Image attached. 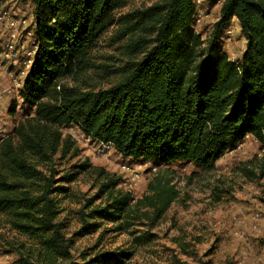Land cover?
Wrapping results in <instances>:
<instances>
[{"label": "trees", "instance_id": "trees-1", "mask_svg": "<svg viewBox=\"0 0 264 264\" xmlns=\"http://www.w3.org/2000/svg\"><path fill=\"white\" fill-rule=\"evenodd\" d=\"M126 1L32 0L37 50L19 91L32 115L0 144V215L47 261L67 258L72 241L57 222L70 190L53 187L52 177L40 171L70 150L61 127L74 125L94 141L111 143L117 154L155 167L191 164L208 172L247 136L264 147V0H215L221 1L219 18L204 49L192 28L194 0H166L147 10L154 18L153 47L117 83L98 91L58 85L85 66ZM232 18L245 41L237 62L218 44L221 27ZM73 169L66 184L88 167ZM117 184L106 176L101 189L108 204L76 212L80 227L73 237L119 233V227L104 226L135 213L155 224L178 196L170 181L155 178L131 205L129 194L114 191ZM133 240L147 245L152 235ZM132 257L130 250L96 252L83 264H127ZM17 264L37 263L20 257Z\"/></svg>", "mask_w": 264, "mask_h": 264}, {"label": "rangeland", "instance_id": "rangeland-1", "mask_svg": "<svg viewBox=\"0 0 264 264\" xmlns=\"http://www.w3.org/2000/svg\"><path fill=\"white\" fill-rule=\"evenodd\" d=\"M165 1L127 0L113 12L110 26L89 51L85 66L60 80L58 85L78 91H98L117 83L127 68L153 47L154 18L147 15V10ZM194 4L192 28L201 39L200 48L204 49L219 18L221 1L194 0ZM15 9L19 15L30 17L32 0H20ZM242 40L237 38L234 48L238 60ZM20 44L24 49L25 43ZM18 54L22 57L20 52ZM13 67L6 61L0 62V88L9 84L11 73L19 77L20 70ZM60 87L56 90L60 91ZM0 110V132L5 136H11L13 128L32 115V111L23 106L21 97L14 93L5 97ZM59 132L62 139L69 138L70 150L63 156L56 155L53 164L42 166L40 171L52 177L53 187L70 190V198L61 202L60 209L64 212L57 221L63 224L64 239L72 240L68 257L47 261L35 243L18 234L9 218L0 215V264H17L20 257L37 264H83L96 252L115 250L132 251L133 257L127 264H175L177 261L183 264H264V147L254 139L245 137L207 172L191 164L155 167L125 158L115 151L100 155L96 153L97 143L86 141L78 127H61ZM81 164H86L88 169L82 171L76 181L66 184L64 177ZM98 171L104 176L100 177ZM134 175L138 181L129 186L128 178ZM106 176L117 181L114 191L129 194L131 205L146 194L148 183L155 178L170 181L178 196L155 224L151 225L141 213H135L128 221L104 226L107 231L119 227L122 229L119 233L73 237L80 227L77 211L88 213L90 208L108 204V196L101 189ZM233 231H237L243 246L230 247ZM243 231L257 232L255 238L263 243L261 251L249 249V239ZM147 232L152 235V242L137 245L134 237ZM252 256L254 261L249 260Z\"/></svg>", "mask_w": 264, "mask_h": 264}, {"label": "built area", "instance_id": "built-area-1", "mask_svg": "<svg viewBox=\"0 0 264 264\" xmlns=\"http://www.w3.org/2000/svg\"><path fill=\"white\" fill-rule=\"evenodd\" d=\"M19 1L20 0H0V62L6 61V63H9L10 67L14 66L20 70L19 77L10 72L11 74L8 77L10 79L9 84L0 88V107L5 97L13 93L19 95L23 80L33 63L34 55L37 50V43L34 38L35 22L32 13L30 17L19 15L18 10L15 9ZM193 22H195V18ZM220 32L221 38L218 43L222 52L226 54L229 61L237 62L238 57L234 49L235 45H237L236 39L239 37L243 39L237 21L232 18L221 27ZM21 41L25 43L24 49L20 44ZM18 45H20V47H18ZM18 52L22 54V57L19 56ZM238 54L239 56L241 55L240 52ZM7 137L8 136L2 135L0 132V144ZM85 139L90 143H97V154L110 155L114 152L111 143L94 141L86 136ZM122 169L125 168L122 167ZM137 181L138 177L136 175L128 178L129 186L135 184ZM255 217L257 218L256 215ZM235 236H238V234L235 233ZM243 257H245L244 253Z\"/></svg>", "mask_w": 264, "mask_h": 264}, {"label": "crops", "instance_id": "crops-1", "mask_svg": "<svg viewBox=\"0 0 264 264\" xmlns=\"http://www.w3.org/2000/svg\"><path fill=\"white\" fill-rule=\"evenodd\" d=\"M244 46H245V41L242 40L241 41V48H240V54H242L243 50H244ZM248 138V136L246 137ZM234 234H231V237H230V247H233L236 245V247L238 248L239 246H243L242 242H241V238H238V236H235V233L237 231H233ZM245 232L244 234H246V236L248 237V244L247 246L249 247V249H253L255 252L257 251H261V245L263 244L262 241L260 239H256L255 237L257 236V232H252V231H243ZM241 235H243V233H241ZM251 238V239H250ZM264 238V237H262ZM247 240V239H246ZM264 246V244H263ZM236 248H234L235 250ZM253 259H249L251 261H254L255 257L252 256Z\"/></svg>", "mask_w": 264, "mask_h": 264}]
</instances>
